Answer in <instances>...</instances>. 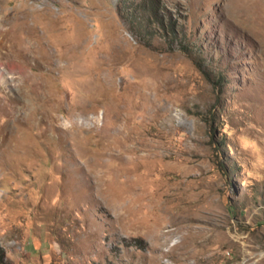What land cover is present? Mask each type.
Segmentation results:
<instances>
[{
    "label": "rangeland",
    "instance_id": "1",
    "mask_svg": "<svg viewBox=\"0 0 264 264\" xmlns=\"http://www.w3.org/2000/svg\"><path fill=\"white\" fill-rule=\"evenodd\" d=\"M142 1L0 0V264H264V0Z\"/></svg>",
    "mask_w": 264,
    "mask_h": 264
},
{
    "label": "bare ground",
    "instance_id": "2",
    "mask_svg": "<svg viewBox=\"0 0 264 264\" xmlns=\"http://www.w3.org/2000/svg\"><path fill=\"white\" fill-rule=\"evenodd\" d=\"M42 12H46V13H49V9L46 7V5L43 7V10H42ZM42 14H45V13H42ZM46 15V14H45ZM47 16V15H46ZM27 18V17H26ZM33 19H35V17H33ZM36 20V19H35ZM34 26H36V23H33V22H31V23H29L28 24V21H27V19H22V21H21V23H20V25H19V28L20 29H23L24 30V33H25V35L23 36L24 38H22L21 40H19V39H17V40H19L18 41V43H17V45H16V47L18 46H20L21 48H24V47H28L29 45H28V40L27 39H30L29 37V35L31 34V33H34V29H33V27ZM17 27V26H16ZM46 27V26H45ZM33 29V30H32ZM13 31V29H12V27L11 26H4V25H1L0 24V49H3L4 50V54H6V55H12V56H17L18 55V52H17V55L16 54H14L13 52L14 51H12V48H11V44L10 43H8V44H6V38H7V36H11V34L13 33L12 32ZM46 31H48L47 30V28H46ZM20 32H22V31H20ZM16 35H18V34H16ZM15 35V36H16ZM20 36V35H19ZM38 36V35H37ZM13 37V36H12ZM46 38V36L44 35H42L41 37H37L36 39H37V41H40V43L42 42L41 41V39H45ZM11 39V38H10ZM35 42H36V40L35 39H33ZM13 41V40H12ZM32 43V42H31ZM56 43V42H55ZM59 43V42H58ZM63 43V42H62ZM16 44V43H15ZM14 44V45H15ZM26 44H27V46H26ZM13 45V44H12ZM41 45H42V43H41ZM59 45V44H58ZM62 46H63V44H61ZM65 45V44H64ZM64 49V48H63ZM62 49V50H63ZM21 50V49H20ZM61 50V49H60ZM1 51V50H0ZM12 52V53H11ZM61 52V51H60ZM64 52H65V50H64ZM26 54V53H25ZM60 53H58V55H59ZM63 54V53H62ZM61 55V54H60ZM81 73V72H80Z\"/></svg>",
    "mask_w": 264,
    "mask_h": 264
},
{
    "label": "trees",
    "instance_id": "3",
    "mask_svg": "<svg viewBox=\"0 0 264 264\" xmlns=\"http://www.w3.org/2000/svg\"><path fill=\"white\" fill-rule=\"evenodd\" d=\"M142 8L147 9L148 15L151 19H153L156 23H159V6L158 0H143L141 3ZM133 10L132 7H127L126 10ZM165 28L169 29V34H174L172 29V23L170 21H166ZM172 32V33H171Z\"/></svg>",
    "mask_w": 264,
    "mask_h": 264
}]
</instances>
